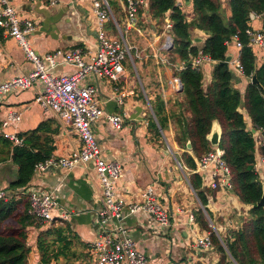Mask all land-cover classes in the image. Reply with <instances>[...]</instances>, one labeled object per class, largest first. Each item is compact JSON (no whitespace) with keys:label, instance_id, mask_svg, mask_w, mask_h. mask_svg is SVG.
<instances>
[{"label":"crops","instance_id":"obj_1","mask_svg":"<svg viewBox=\"0 0 264 264\" xmlns=\"http://www.w3.org/2000/svg\"><path fill=\"white\" fill-rule=\"evenodd\" d=\"M115 1V16L112 13L113 19L104 23L103 31L107 37L123 39L128 45L127 35L122 32L125 22L124 3L122 0ZM223 1L221 0L222 4ZM11 3L20 20L32 21L34 29L27 39L30 47L38 54L78 46L87 53L83 59L90 60L98 43L92 0H11ZM176 3L180 5L187 20H190L193 16L192 0L189 4L184 0H176ZM168 14L169 12L166 18ZM251 27L261 30V18L256 17L251 22ZM131 30L136 35L129 36V39L131 42L138 39L142 47L129 44L133 53L130 52L126 57L124 73L119 81L112 83L106 77L89 74L82 83H91L96 87L97 98L105 113L118 114L123 119L122 125L116 127L104 117H99L92 126L103 157L116 161L121 166L120 175L115 180L116 196L127 203L140 202L144 190L151 186L166 210L169 222L161 225L145 211L129 213L124 209L120 218L115 221L116 224L111 221L109 224L123 229L134 241L138 251L145 255L148 264H220L221 253L213 243L209 248L199 244L200 238L210 234V231L201 227L196 216L200 211L203 213L209 227L224 246L222 237L241 227V220L248 207L240 203L231 188H211L210 181L215 170L213 166L207 170H199L197 166L190 169L182 163L180 155L184 149L175 141L174 119L171 116L179 113L175 103L178 91L175 79H179L174 74L173 63H163L159 58L165 54L160 50L165 35L171 34L164 31L158 34L154 29H150L148 33L139 28ZM117 31L118 36L115 35ZM191 39L193 45L201 48L206 35L199 30H193ZM229 53H232V59L238 53L234 43L228 45L227 54ZM257 59L256 63L259 65L261 61L258 57ZM230 62L229 67L233 72ZM213 65L212 61L204 60L200 66L204 88L211 81ZM33 68L32 62L25 57L17 41L0 27V82L27 74ZM46 68L53 75L76 71V67L67 64L62 57L58 58L55 66L46 64ZM235 76L238 80L234 87L243 94L249 80L243 75ZM39 89L40 83L36 82L32 88L5 94L0 99V121L8 111L20 113V120L8 126L6 131L15 132L23 139L28 131L45 125L47 132L44 134L51 135L49 143L54 147L52 155H66L79 146V137L70 126L51 113H45L34 102ZM159 94L163 97L168 119L163 130L158 126L152 109L155 97ZM240 109L247 128L253 132L245 108ZM151 120L156 122L159 134L150 126ZM259 134L258 131L254 132V136L259 137ZM185 151L191 154L196 163L197 158L191 149L186 147ZM256 170L264 189V160L260 155H256ZM193 173L201 177L205 204L201 202L190 182ZM16 174L15 164L11 161L2 163L0 188L8 189L12 193V189L8 187ZM32 187L42 192H50L56 200L53 221L41 227H29L28 244L33 251L40 231L52 224L65 223L74 235L70 254L60 256L49 264H95L87 246L100 233L96 221L102 201L93 164L76 166L70 170L49 167L34 171L25 189L28 191ZM20 193L23 192L18 191L17 199ZM63 215L68 217L63 219ZM190 215L193 217L192 222L189 221ZM111 225L108 228H112ZM37 260L36 258L35 262Z\"/></svg>","mask_w":264,"mask_h":264},{"label":"trees","instance_id":"obj_2","mask_svg":"<svg viewBox=\"0 0 264 264\" xmlns=\"http://www.w3.org/2000/svg\"><path fill=\"white\" fill-rule=\"evenodd\" d=\"M107 1L115 16L116 1ZM144 1V5L138 8L137 26L146 33L150 29L161 33L169 12L171 27L168 32L172 35L173 45L164 53L175 64L172 68L181 83L175 101L179 113L171 114L176 143L180 148L186 149V144L190 141L193 155L199 158L212 149L206 136L212 121L218 120L222 129L218 148L230 172L231 189L240 203L248 207L241 220V227L222 237L224 246L201 211L196 220L202 228L210 231L212 243L221 253L220 264H264V206L258 205L263 185L255 168L256 155L264 159V143L257 144L240 111L241 107L245 108L253 129L263 128L264 96L250 82L242 94L234 87L237 77L218 63L227 55L226 41L236 35L242 44L239 62L243 68V76L249 79L256 74L264 87V61L259 65L256 63L255 51L248 45L249 37L246 34V29L256 17L261 18L264 32V0H224V5L221 0H192L193 16L190 20H187L176 0ZM193 30H199L206 35L201 48L189 40ZM199 51L217 62L212 68L211 81L205 88L202 85L201 71L186 64ZM181 64L182 68L179 69ZM152 109L158 126L163 130L168 119L160 94L156 95ZM157 124L151 120L150 126L159 134ZM45 132V125L28 131L24 134L23 145L20 146L12 145L0 134V163L11 161L17 166L16 178L8 187L12 191L25 189L34 173L35 165L52 156L54 147L49 143L51 135L44 134ZM180 158L186 167L193 169L196 166L195 160L187 151L184 150ZM190 182L201 202L205 204L206 197L201 190L200 175L193 173ZM16 195H10L6 201L0 199V264H49L60 256L70 254L74 235L65 223L52 224L40 231L33 251L28 244L29 227L36 224L27 213L28 196L23 192L17 199ZM35 258L38 259L37 262Z\"/></svg>","mask_w":264,"mask_h":264},{"label":"built area","instance_id":"obj_3","mask_svg":"<svg viewBox=\"0 0 264 264\" xmlns=\"http://www.w3.org/2000/svg\"><path fill=\"white\" fill-rule=\"evenodd\" d=\"M122 1L125 10V22L122 32L125 34L131 29L138 28V8L144 5L145 1ZM92 12L95 15L96 27L98 28V43L95 52L90 56V60L85 61L83 56L87 53L82 47L78 46L67 50L56 49L43 55L38 54L30 47L27 39L34 29L32 21L20 20L11 0H0V27L7 35L17 41L25 57L34 66L33 70L27 74L0 82V99L11 91L29 89L36 82L40 83V89L34 97V102L45 113H51L61 122L70 126L79 137L80 144L66 155H52L37 163L34 171H42L49 167L70 170L76 166L92 163L99 180L102 207L96 221L100 233L87 246L91 260L95 264H148L145 255L138 251L134 241L124 233L123 229L109 223L111 221L116 224L115 221L120 218L124 209L129 213L138 210L145 211L161 225L168 224L169 217L151 186L144 190L140 202L127 203L115 194V180L120 175L121 166L118 162L103 157L92 126L99 117H104L116 127L122 125L123 119L118 114L105 113L97 98L96 87L91 83L83 84L82 81L89 74H95L106 77L112 83H117L124 73V62L126 57L130 55V47L123 39L109 38L103 31L104 23L113 18L107 0H92ZM170 27L171 22L166 18L163 31L168 32ZM246 34L249 37L248 45L256 52L259 61L263 62L264 32L262 29H253L250 25L246 29ZM172 40L171 35H165V40L160 47L163 54L171 48ZM226 42L227 45L234 43L238 50V53L230 62L233 74L243 75V68L239 62L241 42L236 35H233ZM59 57H62L67 64L75 66L76 71L62 75L50 74L46 64L50 67L55 66ZM159 58L163 63L169 62L168 56L165 54ZM204 60L212 61L214 64L217 63L199 51L198 55L190 60V64L192 68L200 71V66ZM182 64L179 69L182 68ZM175 80L176 90H179L181 83L177 79ZM20 118V113L12 110L8 111L0 121V134L9 140L12 145H23V138L15 132H7L6 128L18 122ZM255 131L260 133L259 137L254 136V138L257 140V144L261 145L264 143V127L258 130L253 129V135ZM195 165L199 170H207L208 167L213 166L215 170L210 181L211 188L217 189L221 186L231 188L230 172L218 146L212 147L210 151L197 158ZM16 190L11 193L8 189L0 188V199L6 201L12 194L18 193L19 190L25 192L29 202L27 213L35 224L44 226L53 221V209L56 206V200L50 192H42L33 187L28 191L22 188ZM67 217V215H63V219ZM189 221H193L192 215L189 216ZM109 225L112 228H108ZM210 237V234H206L200 238L199 244L205 248L211 247L212 240Z\"/></svg>","mask_w":264,"mask_h":264},{"label":"water","instance_id":"obj_4","mask_svg":"<svg viewBox=\"0 0 264 264\" xmlns=\"http://www.w3.org/2000/svg\"><path fill=\"white\" fill-rule=\"evenodd\" d=\"M187 4H189V1L190 0H184ZM191 42L193 41V39H189ZM196 40H200V39H196ZM173 45V40L171 41V47ZM232 53H229L226 55L225 59L224 60H221L219 61L218 63L223 65L227 70H231L230 67H229V62L230 60L232 59ZM191 61H187V65L190 64ZM251 84L253 85H256L259 90H260V93L261 95L264 96V87L260 84L259 80L257 79V76L256 74H253L250 78V81H249ZM180 88H181V84H180ZM221 134H222V129H221V125L220 123L218 122V120H213L212 121V124H211V129L209 131V133L207 134L206 138L207 140L209 141L210 145L212 147H217L220 143V138H221ZM186 147L187 148H191V143L190 141L187 142L186 144ZM258 205H261V206H264V189H263V193H262V196L258 202Z\"/></svg>","mask_w":264,"mask_h":264},{"label":"rangeland","instance_id":"obj_5","mask_svg":"<svg viewBox=\"0 0 264 264\" xmlns=\"http://www.w3.org/2000/svg\"><path fill=\"white\" fill-rule=\"evenodd\" d=\"M113 18H111L110 20H112ZM131 32V33H130ZM127 36V41H128V43L131 45L132 43H134L135 45H137V46H140V47H142V44H141V42L140 41H138V39H136L135 41L132 39V41H134V42H131V39H129V36H131V35H136V33H134V32H132V30H129L127 33H125ZM115 35L116 36H118V31H117V33H115ZM129 44H128V46H129ZM130 47V46H129ZM133 49H132V47H130V52L132 51ZM132 54V53H131ZM169 59H170V57H169ZM173 66H175V64L173 63ZM241 110V109H240ZM185 150V149H184ZM33 258V257H32ZM34 260H36V258L34 259ZM32 261V260H31Z\"/></svg>","mask_w":264,"mask_h":264}]
</instances>
